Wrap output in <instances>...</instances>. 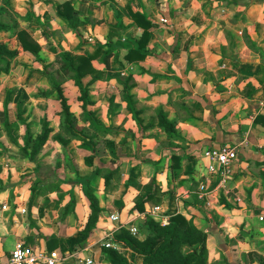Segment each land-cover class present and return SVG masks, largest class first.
<instances>
[{"label": "crops", "instance_id": "1", "mask_svg": "<svg viewBox=\"0 0 264 264\" xmlns=\"http://www.w3.org/2000/svg\"><path fill=\"white\" fill-rule=\"evenodd\" d=\"M31 1L36 5L30 12L35 19L32 23L48 18L56 26L54 32L65 34L66 51L77 53L80 34H94V40L106 41L113 51L105 72L113 78H128L122 86L116 79L113 83L99 81L97 87H103L104 96L91 99L99 124L111 130L117 143L98 166L114 171L113 179L108 186L101 177L91 183L102 215L86 246L103 239L117 225L112 215L118 214L121 222L135 219L133 224L140 226L147 216L167 224L172 216L182 214L207 231L210 263H264V111L252 119L264 96V0H54L71 3L81 22L76 32L57 16L52 0ZM131 12L144 13L155 24L148 56L132 63L125 59V50L134 46L131 38L139 39L142 29L135 25ZM54 46L48 45L51 51ZM89 46L90 50L79 55H90L86 52L92 50ZM27 54L15 57L13 67L0 77L2 139L6 124H19L24 134L19 113L28 121L30 115L49 106L50 97L43 94L52 92L50 79ZM107 89L114 101L111 116V104L102 100ZM125 94L133 97L141 112L142 127L129 112ZM160 108L176 122V138L157 126L146 130L157 123ZM225 145L237 147L239 157L230 182L218 188L216 175L207 172L206 152ZM204 183L216 189L212 208L199 202L195 194ZM155 186L161 189L162 203L150 202L144 212L136 210V204ZM72 202L74 216L84 229L89 204L83 198H72L66 208L71 210ZM43 231L47 236L53 233ZM64 240L57 250L73 248ZM16 243L6 249L0 239V254H8ZM26 243L46 247L44 241ZM92 251L96 264H109L103 249L95 245Z\"/></svg>", "mask_w": 264, "mask_h": 264}, {"label": "rangeland", "instance_id": "2", "mask_svg": "<svg viewBox=\"0 0 264 264\" xmlns=\"http://www.w3.org/2000/svg\"><path fill=\"white\" fill-rule=\"evenodd\" d=\"M52 2L54 10L59 4L54 0ZM34 9H36V5L31 0L20 2L0 0V24L8 27L7 31L0 32V42L8 43L12 49L17 48L19 54L26 52L28 56H33L35 62H38L41 66L43 73L45 72L44 74L49 78L53 77L63 85L64 92L75 114V127L85 132V134L95 137L97 153L91 157V160L98 167L100 159L103 158L102 156L110 155L115 151L117 142L114 140L115 137L109 128L100 129L97 127V124L100 125V119L94 106L87 109L82 107V102L79 100V90L72 78L73 74L67 71L62 56L66 55L70 59L72 57V60L76 61L81 56H92V66L98 71V77H102L92 85L90 94L92 100L94 95L104 96L103 87H97L99 81L113 83V80L116 79L118 80L117 83L122 86L128 78L126 80H121L119 77L113 78L112 75L105 72L103 58L107 52L111 51L106 41L94 40V34L90 36L85 33L80 34L81 43L78 46V52H72L73 49L71 52L66 51L65 34H62L60 30L58 33L54 32L53 28L56 26H52L48 22V18L44 23H32L35 22V19L31 17L32 13L30 12ZM64 27L66 28V26ZM21 31L27 34L31 42L41 47V58L45 65L37 61L32 53L23 50L18 36ZM53 44H56V46H54V51H51L48 45L53 46ZM89 45L92 46L91 51H89L91 48ZM45 48H48L49 51ZM88 48L89 50L86 52H89L90 55H79V52ZM101 64L103 67H101ZM13 65L12 60L11 68ZM27 66L32 65L27 64ZM117 68L120 71L121 68ZM92 78L94 77L88 76L85 80L87 82ZM105 85L103 83V86ZM111 90L107 89L108 95H105V98L102 99L105 103L111 104L110 116L114 111ZM49 99V106L46 110L30 115L27 121V125L35 136L42 132L45 118L51 122L50 140L35 157H30L32 147L26 153L12 144L9 135H7L6 126H3L5 136L3 139L0 138V197L2 195L8 197L7 199L0 198V239L1 244L6 249L11 247V243H16L19 240L28 243L38 240L39 242L44 241L46 244L47 238H56L59 242L61 239H65L66 243L70 242L69 240L81 233L83 223L78 224V218L74 216V211L66 208L67 201L72 198H75L76 201L78 198H83L88 203L84 195L85 179L90 178L94 182L97 181V177H93L95 166L87 165V158L92 156V153L83 147L82 142L71 141L64 146L55 140V137L59 135L66 139L68 137L63 133L59 123L60 103L56 96H51ZM11 128L14 137L20 144H23L26 127L21 126L24 134H20L19 124L12 125ZM92 181L91 183H93ZM145 220L146 218L140 226L136 225L138 229H141V226L145 224ZM43 229L53 230V233L47 236ZM138 237L143 239L144 234L140 233ZM45 248H47V245ZM121 253L129 259L133 258L130 251L124 250ZM89 257L95 260L93 251L89 254ZM136 261L139 262V260ZM97 264H102V262ZM103 264L106 263L103 262ZM210 264L224 263L220 260Z\"/></svg>", "mask_w": 264, "mask_h": 264}, {"label": "trees", "instance_id": "3", "mask_svg": "<svg viewBox=\"0 0 264 264\" xmlns=\"http://www.w3.org/2000/svg\"><path fill=\"white\" fill-rule=\"evenodd\" d=\"M57 16L63 21H67L69 27L76 32L81 22L76 16V12L70 2H64L57 5ZM131 16L135 25L142 29V36L139 39L131 38L134 46L129 47L125 51V59L132 62L144 61L149 54L148 45L152 38V30L155 24L144 13L131 12ZM8 27L4 24H0V32L7 31ZM22 48L24 51L32 53L37 61L42 63L43 59L41 53V47L34 42H31L27 34L23 31L18 34ZM19 55V51L12 49L8 44L0 42V77L3 74H7L11 68V61ZM113 57V51L107 52L103 58V63L106 68H110V59ZM67 71L73 74L72 78L76 87L79 90V100L82 102L84 109L94 105V102L90 98L92 85L97 82L99 73L92 66V56H81L77 61L67 58L66 55L62 56ZM45 73V72H44ZM93 76L90 81L86 82V77ZM50 84L52 86V92L43 94L45 97L56 96L60 102L61 111L59 113L60 127L63 133L68 137L56 136L55 140L62 145L66 146L71 141H78L83 143V147L92 153V156H88V166L94 167L93 177H103L105 185L108 186L113 176L114 171L97 167L92 162V158L97 153V146L95 143V137L85 134V132L78 130L74 125L75 114L72 111V107L69 103V99L66 97L64 87L53 77H50ZM127 108L132 114L133 119L137 122L138 126L142 127L143 122L140 118L141 112L136 110L133 97L129 94H125ZM20 121L26 127V135L24 143L20 144L14 137L10 124H6L8 135L12 144L28 152L32 147L30 157L38 155L43 147L49 142L52 127L51 122L45 118L42 126V132L38 135H34L27 125V121L23 119L19 114ZM157 123L151 124L146 127L147 129L158 127L165 131L170 137H177L176 134V122L170 121L169 116L164 108H160L157 114ZM100 129H105L101 125L97 124ZM96 158V156H95ZM92 179H85L84 195L89 204V217L88 221L81 231L80 236L76 240H72L71 246L73 248L70 251H75L80 248H84L87 242L90 240L94 230H96L101 222L102 208L100 206L99 199L95 195L94 188L91 185ZM162 192L158 186H155L153 190L135 206V209L144 212L145 205L153 202L158 205L162 203ZM74 199V198H73ZM199 201V199L197 198ZM200 202V201H199ZM71 209L75 208V204L72 202ZM140 233L144 234V238L133 236L128 230L122 229L114 236V242L125 250H130L133 253V258L129 259L123 253L115 249L103 248V253L107 256L109 264H210L209 250L207 247L208 233L204 229H200L193 219H188L182 214L172 216L166 225L155 221L151 217H146L145 224L139 229ZM59 240L56 238H47L46 245L49 251H54L59 247ZM65 250V249H64ZM67 251V250H66ZM136 260H139L137 262ZM262 264H264L262 262Z\"/></svg>", "mask_w": 264, "mask_h": 264}, {"label": "built area", "instance_id": "4", "mask_svg": "<svg viewBox=\"0 0 264 264\" xmlns=\"http://www.w3.org/2000/svg\"><path fill=\"white\" fill-rule=\"evenodd\" d=\"M161 23H167L165 19L160 20ZM258 112L252 115V119L256 115L264 111V96L258 102ZM238 148L234 146H222L213 148L206 152L208 160L207 172L210 175H216L218 179V188H225L231 180L232 167L238 160ZM199 201L206 207L212 208L216 198V189H212L208 184H201L195 192ZM111 221L117 223L116 226L109 228V233L99 241L92 243L75 251L54 250L49 251L45 248L34 247L24 241H19L8 254H0V264H96V261L89 257L93 246L97 245L101 249H115L120 252L122 247L114 242V236L122 229L128 230L133 236L138 237L140 234L138 227L133 221L121 222L118 214L111 216ZM163 225H166L165 223Z\"/></svg>", "mask_w": 264, "mask_h": 264}]
</instances>
